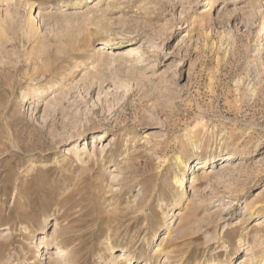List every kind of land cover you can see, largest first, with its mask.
<instances>
[{
  "label": "rangeland",
  "instance_id": "rangeland-1",
  "mask_svg": "<svg viewBox=\"0 0 264 264\" xmlns=\"http://www.w3.org/2000/svg\"><path fill=\"white\" fill-rule=\"evenodd\" d=\"M0 16V264L264 258V0Z\"/></svg>",
  "mask_w": 264,
  "mask_h": 264
},
{
  "label": "bare ground",
  "instance_id": "bare-ground-1",
  "mask_svg": "<svg viewBox=\"0 0 264 264\" xmlns=\"http://www.w3.org/2000/svg\"><path fill=\"white\" fill-rule=\"evenodd\" d=\"M31 6V5H30ZM31 19V18H30ZM32 20V19H31ZM0 32L2 33V34H4V32H5V29L3 28V21H2V19H1V16H0ZM122 40H123V38H120V37H118V38H115V37H107L106 39H105V41L102 43V45L103 46H112V45H117V44H119V43H121L122 42ZM163 51L164 50H160V52L161 53H163ZM226 160L227 159H230V155H226ZM213 161H212V159H210V160H205V161H203V162H201L200 164H199V168H198V171H201V174L203 175V174H207L208 173V171L210 170V168H208V169H206V165L209 163V164H211ZM60 247V246H59ZM61 248V247H60ZM124 250H126L125 248H124ZM125 254H123L122 256H124ZM249 256H253V259H254V261H255V263H257V264H264V258H260V257H258L256 254H254L252 251H250V250H248V252H247V254L245 255V260L244 261H247V260H249L250 259V257ZM251 260V259H250ZM128 262L130 263V264H132V263H135V260H133V259H130V260H128Z\"/></svg>",
  "mask_w": 264,
  "mask_h": 264
}]
</instances>
